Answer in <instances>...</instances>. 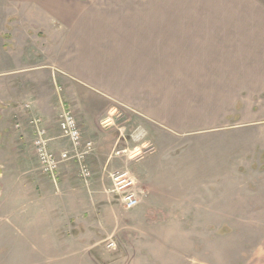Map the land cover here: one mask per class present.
<instances>
[{"label": "rangeland", "instance_id": "rangeland-1", "mask_svg": "<svg viewBox=\"0 0 264 264\" xmlns=\"http://www.w3.org/2000/svg\"><path fill=\"white\" fill-rule=\"evenodd\" d=\"M140 19L161 23L142 32L183 34L190 43L197 37L216 40L221 48L215 58L190 47L166 56H122L127 64L135 61L137 89H120L109 78V89L92 92L72 77V71L88 69L80 63V40L92 51L93 46L102 51L105 42L106 50H114L116 42L103 36L135 32L138 25L133 23ZM214 59L217 66L207 69ZM91 76L97 79L95 71ZM73 85L107 101L105 94L111 96L112 108L121 107L123 99L165 117L151 127L162 128L167 136L168 130L181 135L183 145L172 155H166L167 147L161 150L164 160L173 156L168 164L181 168L178 175H168L182 181L170 188L176 194L173 205L197 201L221 207L225 199V208L217 206L213 216L183 217L176 209V215L150 211L134 218L121 205L119 229L109 217L101 232L91 233L99 237L90 241L93 249L82 246L74 219L68 228L58 209L48 213L52 201L48 205L31 198L58 195L61 181L50 183L41 172L32 130L25 126L29 112L21 111L29 103L33 115L45 122L56 119L55 144L60 148H51L64 150L68 142L61 138L58 120L64 107L77 114L68 97ZM118 107L107 113L122 114L127 122L135 112L126 105L119 112ZM132 118L134 132L127 124L123 143L140 132ZM144 126L148 133L131 143L146 147L124 157L125 163L155 146ZM95 154L96 146L89 159L92 179ZM66 164L78 173L75 162ZM190 165L196 168L194 175L183 177ZM127 167L115 172H129ZM149 170L154 180L156 170ZM75 178L83 184L78 174ZM0 193V264H264V0H0ZM214 196L222 203L213 202Z\"/></svg>", "mask_w": 264, "mask_h": 264}, {"label": "crops", "instance_id": "crops-1", "mask_svg": "<svg viewBox=\"0 0 264 264\" xmlns=\"http://www.w3.org/2000/svg\"><path fill=\"white\" fill-rule=\"evenodd\" d=\"M133 24L138 25L135 32H130V34L124 35L112 33L111 36H108V34L103 36L102 40L116 42L114 44L112 43L114 50H106L109 47L106 44L108 42H105L102 43L104 47L102 51L96 46H93L94 51H92V47H90V44L86 40H80L78 42L79 46H81L79 49L81 52L84 51L83 55L80 57V63L84 68L87 67L88 69H81L79 70L80 73L74 70L71 72H74L72 77L75 78V80H79L81 83L86 84L85 87L92 92L93 90L109 89V85L106 84L107 79L109 78H112L120 89H137V87L141 86H137L134 83V72H136L135 61L132 59L127 64V60H124L122 56L129 55L135 57L137 55L146 56V54H149L150 56V54L152 55L153 53L155 56H166L169 55L167 51H176V53H179L182 51H187L184 48L189 49L190 47L192 48V51L200 49L201 51H207L209 53L207 56H214L215 58V50L221 48V44L217 45L216 40L207 39L208 41H204L203 39L200 40L197 37V39L191 41L190 43L188 40L182 38L183 34H170L169 36V34L157 32H142L141 28L144 29L148 25H159L161 23L149 22L146 19H140L138 22L134 21ZM172 36H175L174 41ZM96 39L99 40L100 36H96ZM94 43L98 44L100 42L97 41ZM150 51L152 52L150 53ZM88 58H91L92 60ZM212 62L215 63L216 59H214ZM205 66L208 67L207 69L213 70L211 67L217 65L215 63V65L208 64ZM93 71H95L97 74L96 80L91 76ZM113 73L115 74L114 76ZM100 77L103 80H99ZM144 87L147 86L145 85ZM83 89L84 88H80L77 85L69 87L68 97L73 101L72 104L77 113L76 116L78 124L84 137L86 139L94 140L95 142L96 154L93 160L95 174L94 178L90 180L88 184L83 182V185L78 179L75 178V176L78 174L77 170L66 164L61 168L59 174L61 181V190L59 189V192L61 195L58 192V195L55 193H48V195L47 193H43L38 197L36 195L31 196V198L39 202L52 201V205L49 206L48 213L50 216H52V213L55 211V209H58V212L60 213L59 215L68 219V228L70 227V222L74 219L77 223V226L79 225L80 228L79 232L81 233L80 240L82 246L93 249V245H91L90 241L93 238L98 240L99 237L97 235L92 237L91 233L101 232L105 222L109 223V217H111L110 223L115 222L117 227L121 223L119 222V211L122 204L120 203L117 196L112 192L113 184L111 182L112 180L110 179L111 174L118 170V167L120 166L123 168L128 166V173L134 182L135 190L137 191V195L140 199V205L138 207L127 211L134 218H138L137 216L139 215H145L150 211L159 213V215L163 216L176 215L178 213L176 212V209H180L182 211L181 216L183 217H196L200 215L213 216L215 215L217 206L219 207L218 210H221L222 207L225 208V199H222L224 201V206L221 204L220 207V205H217V203H213L216 201H218L219 204L222 203V200L215 198V196L214 199H211L213 201L212 206H210V202H205L200 205V203L197 201H192L189 206L173 205L176 194L170 192V188L173 186L172 189H175L174 186H176L175 184L179 181L177 180L178 177L176 180H174L175 177H173L172 180H169L168 175L169 171L171 174L178 175V169L181 168H179L177 165L168 164L167 161L173 158V156H171L170 159L168 156H166V161L162 158L161 150L163 147H167V151L165 150L166 155H172V153L179 152L183 148V145L181 144V135L168 130L169 135L167 136L163 134L165 131L162 130V128L156 129L151 127L153 123L152 121H156L161 125V122L165 120V117H162L161 114L160 116H157L153 110L149 111L151 108L149 109L145 107L142 109L136 107L133 103L122 99L121 101H118V104L121 105V107L126 105L135 111L134 113H129L130 118L128 116V121L126 122L124 118H121L124 116H121L122 114L111 115L112 113H107L108 111L111 112V109L117 111L118 107L116 105L115 108H112L108 104V102L112 100L111 96L105 94L110 99L107 101L105 98H99L94 94H88V92H86L87 89ZM121 107H118L120 108L119 112H122ZM132 117H135L138 120V127L136 129L139 128L140 131L148 133L146 132L147 130L145 129L146 127L144 125L147 126L150 138L154 142L153 144L155 146H153L151 150L149 149L150 151L145 152V155L139 157L137 161L125 163L124 157H134L137 154H140L143 151L142 149L146 147L144 145L132 144L131 141H134L133 138L131 141L125 140V146H122L124 144L122 138L126 134L124 131L127 124L129 125L128 127H131L132 132H134V126L131 125H135V123L130 124V121L135 122ZM55 120L53 121L51 118H46L47 125L50 129V137L52 138L51 147L58 149L60 147H58V143L55 144L56 134L53 129V122H55ZM163 137H165L166 141H170L171 144L169 146L168 143L166 145L165 143L163 144ZM68 146L69 144L67 143L66 147ZM150 166L156 170L154 180L152 179L153 175L151 170H149ZM195 169L196 168L192 165L188 166L187 171L190 173H183V177L184 175L186 177L193 176ZM47 178L50 180V183L52 182L54 184V182L49 177ZM179 183H182V181ZM48 184L49 183H47V185ZM44 185H46V183H44ZM54 199L56 201H54ZM53 201L55 204H53ZM172 210L173 212L171 213ZM223 211L226 212V210ZM225 212L220 214L225 215ZM53 223L56 226V222L53 221ZM123 223H126L124 219ZM139 223H145V220L140 222L137 221V224ZM58 227L59 226H57L56 229Z\"/></svg>", "mask_w": 264, "mask_h": 264}, {"label": "built area", "instance_id": "built-area-1", "mask_svg": "<svg viewBox=\"0 0 264 264\" xmlns=\"http://www.w3.org/2000/svg\"><path fill=\"white\" fill-rule=\"evenodd\" d=\"M21 111L24 113L29 112L25 126L32 130L34 155L41 172L57 184L62 165L75 162L78 166L80 180L88 184L93 177L89 159L94 153L95 142L84 137L73 110L64 107L58 120L61 138L67 140L69 144L68 148L64 150H53L51 148L52 138L49 134V127L43 118L32 114V107L29 103L24 104ZM21 126V123L16 124V127ZM143 136V132L140 131L132 138L134 141H140ZM111 180L113 183L112 192L126 210H132L140 205L134 182L127 171L112 173ZM113 246L114 244L111 243L108 247Z\"/></svg>", "mask_w": 264, "mask_h": 264}]
</instances>
